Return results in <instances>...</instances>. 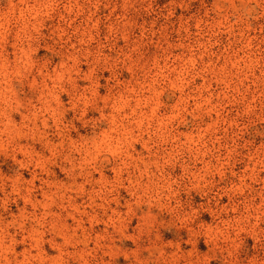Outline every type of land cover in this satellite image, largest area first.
Returning a JSON list of instances; mask_svg holds the SVG:
<instances>
[{
  "label": "rangeland",
  "instance_id": "rangeland-1",
  "mask_svg": "<svg viewBox=\"0 0 264 264\" xmlns=\"http://www.w3.org/2000/svg\"><path fill=\"white\" fill-rule=\"evenodd\" d=\"M45 3L51 8H42ZM30 12L41 14L32 20ZM21 13L23 22L38 26L39 38L32 42V73L27 79L12 81L20 104L38 105L43 85H53L45 77L61 73L65 80L69 76L72 80L60 81L55 90L64 110L61 135L66 139L77 144L97 142L99 131L106 132L109 122L97 129L93 121L102 114L111 116L113 104H123L124 116L133 113L144 119V139L158 128L166 141L162 149L179 153L178 159L148 158L156 162L150 168L155 175H146L142 183L149 184L150 194L165 182L171 192L165 190L158 201L149 203L146 198L133 207L135 214L126 220L125 229V236L131 238L112 241L122 253L115 256L114 264H128L125 256L130 253L148 264H172L173 254L182 253L187 254L185 259L193 253L201 259L211 256L207 264H264V239H260L264 237V0H0V23L11 30L22 26ZM61 29L62 37L58 35ZM109 96L113 99L107 100ZM77 97L85 98L87 104ZM106 101L109 106L101 112ZM11 119L18 125L21 113H12ZM45 131L48 146L59 141L53 127ZM18 143L40 157L50 155L43 140L21 139ZM129 151L134 156L145 155L140 142L133 143ZM25 163L20 152L0 151V239L4 246L14 235L21 239L16 225L22 216L29 217L24 222L27 235L33 226L39 229L31 217L38 219L45 211L55 213L57 225L65 231L82 218L85 234L102 238L106 229L112 232L108 218L114 212L126 213L132 200L120 188L118 204L110 203L106 209L86 207L87 194L65 191L72 181L61 170L60 160L59 167L45 165L47 176L34 164L21 167ZM185 166L192 175L205 167L216 173L206 177L213 180V192L205 194L206 190L195 186ZM112 167V163L103 167L104 179L113 178ZM100 175L94 172L92 179ZM42 180L46 181L43 185ZM82 182V177L75 180ZM13 187L18 191L13 192ZM95 187L84 185L85 193ZM61 194L72 197V208L61 210L58 205L68 202L60 199ZM213 195L217 198L212 199ZM48 200L52 203L46 207ZM100 203L94 201V205ZM77 207L87 215H69ZM220 209L226 211L216 216ZM93 213L98 222L89 223ZM237 218L243 221L244 231L238 236L230 232L227 243L210 245L203 233L219 226L221 220ZM52 219L46 218L45 228ZM76 231L79 236L80 229ZM49 239L45 232V242L32 249L33 255L39 253L40 264L65 259L63 249L51 246ZM55 239L59 244L60 238ZM33 242L15 244L12 252L0 254V264L11 259L13 252L16 259H22L19 253ZM94 246L90 240L87 249L80 245L77 251L84 254ZM156 246L162 249L159 258L143 251ZM84 260L91 264L92 257L84 255Z\"/></svg>",
  "mask_w": 264,
  "mask_h": 264
},
{
  "label": "clouds",
  "instance_id": "clouds-1",
  "mask_svg": "<svg viewBox=\"0 0 264 264\" xmlns=\"http://www.w3.org/2000/svg\"><path fill=\"white\" fill-rule=\"evenodd\" d=\"M42 8H51V4L45 3ZM41 13H31L30 17L32 20L35 19L36 15ZM47 15V13H42ZM22 26L17 28L15 31L11 30L6 24L0 23V151H11L12 153L20 152L26 158V163L22 164L21 167H26L28 164H34V167L41 169V171L47 176L50 175L48 169L45 167L47 164L60 166L57 163L60 160L63 163L62 171L72 181V186L66 187V192H75L77 195H88L89 203L86 207L92 208L93 206L100 209H106L110 203H119V189L125 188L128 191L132 200L126 205V213L114 212L111 217L108 218L107 224L112 229V232H107L102 238H92L90 235H86L87 229H83L82 225L85 221L81 218L76 220L75 227L65 231L62 226H58L56 223V214L45 211L38 219L33 215L31 219L35 221L36 225H39V229L33 226L28 230L27 235H24V222L29 219L27 216L20 218V223L16 227L20 230L19 234L21 239H15L13 236L11 243L7 246L3 245V240L0 239V254L12 252L15 244H26V241L33 240L34 242L30 247L26 246L25 252L19 253L22 259H16V254L13 252L11 259H5L4 264H40L39 253L33 255L32 249H38L41 243H44L43 236L45 232L50 234V239L47 241L53 247L63 249V256L65 259L54 261L53 264H70V261H76L77 264H88L84 260V255L92 257L91 264H114V258L118 254H122L119 250L115 249V245L112 243L114 239H130L131 237L125 236L126 220L130 219L133 212V207L138 206L140 203L158 201L163 191L171 192V187L166 182L160 184L154 193L150 194L149 184H143L142 180L144 177L155 175L154 172H150V168L156 163L148 161L149 157H156L163 159L164 157H170L172 159H178V152H168L163 150L162 146L166 143L160 129H155L148 135L147 139H144L146 130L141 128V125L145 123L143 118L134 116L133 113H129L127 116L122 114V109L125 105L120 104L117 107L113 104V114L111 116L101 115L98 120L93 121L97 129H103V122H109V128L105 131H99L100 140L94 143L77 144L71 138H65L61 135V127L63 125L62 116L64 110L58 101L56 89L59 88V82L65 81L66 83H72L71 77L69 76L65 80V76L58 73L54 77L46 76L45 79L53 80L52 88H48L47 84L43 85L41 89V95L37 97L38 105L32 104L29 101L28 105H22L16 100L15 91L12 88V81L27 79L28 75L32 73L35 65L31 59L32 54L35 52V48L32 47V42L39 38V28L36 24L31 26L24 21V14L21 13ZM36 33V35H33ZM59 36H64V30L61 29L58 33ZM66 42V41H65ZM85 43V41H81ZM11 49V52L8 49ZM11 56V59L9 58ZM67 71V70H66ZM87 79L88 77H84ZM35 82L33 81V85ZM117 87V85H113ZM44 89H47L45 91ZM63 90V89H61ZM94 95V92H93ZM91 99V98H88ZM113 97L109 96L107 100H112ZM118 102L120 96L116 98ZM77 100L87 104V100L83 97H77ZM109 105L107 101L104 103L103 108L99 109L103 112V109ZM75 107V104L72 105ZM23 109V111H22ZM20 112L21 120L17 125L11 119V114ZM83 115V113H81ZM51 121V124H49ZM53 127L55 129V135L59 137V141L55 144L49 145L47 141L48 133L46 129ZM67 128V125H64ZM115 133V135H112ZM135 133V135H133ZM21 139H30L39 142L40 140L45 141V145L48 147L50 155L46 158L40 157L38 153L33 152L30 148H24L19 145L18 141ZM83 139V138H82ZM135 142H140L145 150V155L141 156L136 154L135 156L129 149H132V145ZM134 151V150H133ZM163 151V156L160 153ZM33 157H36L33 160ZM13 159L15 156L13 155ZM112 163V171L114 176L111 180H106L103 177L102 169L105 165ZM157 171L159 166L157 165ZM100 172V179H92V173ZM217 173L221 176L222 172ZM185 174L191 176V180L196 182L195 186H198L206 190L205 194L213 192L214 184L212 179H206V177H212L214 174L209 171L206 167L192 175L188 172L187 166H185ZM77 177H82L83 182L76 184L75 180ZM34 179L39 178L34 175ZM163 179V177H161ZM42 180V185L45 183ZM175 183V181H173ZM84 185H97L89 193H85ZM18 189L13 187V192H17ZM225 194V193H221ZM172 195H175L173 192ZM216 195L212 196V199H216ZM60 199H66L67 203L58 205L61 210L69 209L73 207L72 197H64L61 194ZM99 199L103 203L94 205V201ZM51 200L46 201L45 206H50ZM211 203V201H210ZM226 209H220L215 213L219 216L221 212ZM75 213H79L81 217L86 216L79 207L75 208L74 213H70L75 218ZM52 216L53 219L49 224L48 228L44 227L45 220L47 217ZM65 216L64 219H67ZM143 221V218H142ZM89 223H96L95 213L89 218ZM219 226H213L207 229V232L203 233L207 236L208 242L213 247L216 246L217 241H223L227 243L231 236L230 232L235 233L237 236L239 232L244 231L242 227L243 221L237 218L234 221L221 220L218 222ZM11 226V225H10ZM80 229V235L78 236L76 229ZM56 237L60 238V243H56ZM139 236H137V239ZM260 239H264L261 237ZM92 240L94 248L87 250L86 253L82 254L77 251L78 246L83 245L87 249V244ZM103 240V243L101 242ZM148 251L149 256L159 258L162 255V249L156 246L151 251ZM101 253L99 257L95 256V253ZM209 252H212V247L209 248ZM231 255V252L228 253ZM187 254H180L176 256L173 254L172 264H207L211 256L206 259H201L192 254L191 259H185ZM108 257V259H104ZM131 257V259L129 258ZM128 264H148V261L143 258H138L133 254L125 256Z\"/></svg>",
  "mask_w": 264,
  "mask_h": 264
}]
</instances>
